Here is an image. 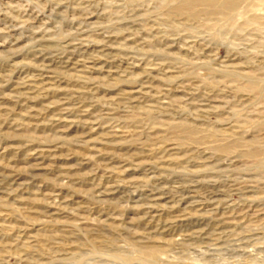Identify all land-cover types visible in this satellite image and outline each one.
<instances>
[{
  "label": "rangeland",
  "instance_id": "obj_1",
  "mask_svg": "<svg viewBox=\"0 0 264 264\" xmlns=\"http://www.w3.org/2000/svg\"><path fill=\"white\" fill-rule=\"evenodd\" d=\"M263 261L264 0H0V264Z\"/></svg>",
  "mask_w": 264,
  "mask_h": 264
},
{
  "label": "bare ground",
  "instance_id": "obj_2",
  "mask_svg": "<svg viewBox=\"0 0 264 264\" xmlns=\"http://www.w3.org/2000/svg\"><path fill=\"white\" fill-rule=\"evenodd\" d=\"M250 254V253H249ZM234 257V256H233ZM232 258V257H231ZM250 258V257H249ZM240 259H242V258H240ZM228 261V260H227ZM244 261V260H243ZM246 262V261H245ZM264 262V261H263ZM244 263V262H243ZM251 264V263H250Z\"/></svg>",
  "mask_w": 264,
  "mask_h": 264
}]
</instances>
